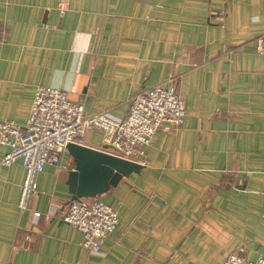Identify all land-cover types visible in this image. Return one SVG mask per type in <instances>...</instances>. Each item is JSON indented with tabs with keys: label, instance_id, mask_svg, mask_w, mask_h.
Returning a JSON list of instances; mask_svg holds the SVG:
<instances>
[{
	"label": "crops",
	"instance_id": "crops-1",
	"mask_svg": "<svg viewBox=\"0 0 264 264\" xmlns=\"http://www.w3.org/2000/svg\"><path fill=\"white\" fill-rule=\"evenodd\" d=\"M57 3L0 0V120L23 126L37 85L82 100L85 114L122 117L170 74L185 120L159 129L139 172L98 196L118 213L99 255L44 216L68 202L70 167L45 164L20 211L23 167L0 164V264H223L240 246L249 260L264 255V0H67L62 17ZM101 136L75 141L101 148Z\"/></svg>",
	"mask_w": 264,
	"mask_h": 264
},
{
	"label": "built area",
	"instance_id": "built-area-1",
	"mask_svg": "<svg viewBox=\"0 0 264 264\" xmlns=\"http://www.w3.org/2000/svg\"><path fill=\"white\" fill-rule=\"evenodd\" d=\"M66 7L67 0H58L59 17L63 16ZM256 45L264 56V31L257 36ZM174 79L170 74L165 83L133 95L122 117L106 111L85 114L82 100L70 99L60 88L37 85L23 126L11 120H0V145L8 148L0 157V164L9 166L19 159L24 170L18 209H27L28 200L36 191V176L45 164L53 165L58 171L71 169V164L62 159L67 153L66 144L88 129L101 130V141L108 146L107 152L145 164L142 159L144 147L151 143L156 132L161 128L177 129L184 123V99L177 92ZM261 195L264 204V185ZM39 216V212L31 211L29 222L34 225ZM44 216H54L77 229L81 233V245L95 255L100 254L102 239L118 223L117 211L98 197L72 200L60 211L51 210ZM223 264H264V255L249 260L245 248L240 246L228 253Z\"/></svg>",
	"mask_w": 264,
	"mask_h": 264
},
{
	"label": "water",
	"instance_id": "water-1",
	"mask_svg": "<svg viewBox=\"0 0 264 264\" xmlns=\"http://www.w3.org/2000/svg\"><path fill=\"white\" fill-rule=\"evenodd\" d=\"M107 148V145L92 148L77 141L66 144L71 164L65 181L70 194L68 202L98 197L123 177L138 173L142 168V164L113 155Z\"/></svg>",
	"mask_w": 264,
	"mask_h": 264
}]
</instances>
